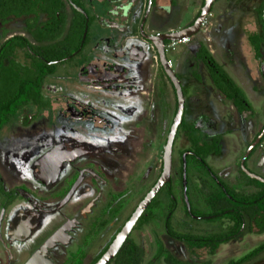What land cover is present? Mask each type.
Listing matches in <instances>:
<instances>
[{
  "label": "flooded vegetation",
  "instance_id": "af4514ba",
  "mask_svg": "<svg viewBox=\"0 0 264 264\" xmlns=\"http://www.w3.org/2000/svg\"><path fill=\"white\" fill-rule=\"evenodd\" d=\"M167 1L160 4V0H11L12 15L7 21L0 18V52L9 43L7 55L3 58L0 55L8 69L0 73V93L9 91V106H16L15 116L5 124L0 122V264H98L157 183L159 177L150 188H145V193L143 185H139L135 195L126 188L118 190L116 184L106 181L103 175L110 171L109 161L113 155L117 154V158L127 156L134 140L124 134L114 145V140H109L106 148H94L91 141L95 137L111 136L116 128L125 123L131 124L124 125L126 129L130 128L129 132L140 126L137 121L142 102L139 88L145 76L153 80L155 65L163 70L175 96L174 86L161 66L154 44L146 39V36L158 37L174 29V15L181 6V0ZM258 4L259 1L256 6ZM200 12L191 24L182 29L192 26ZM17 14H22V17ZM77 14L87 17L80 47L75 49L77 43L74 40L75 36L78 38V30L74 20ZM99 14L104 15L90 22L89 15ZM237 24L236 29L241 30L242 26ZM256 24L261 29L258 20ZM235 27L231 25L232 33ZM221 30L222 26L218 25V32ZM223 31L230 34V30ZM255 33L260 31L247 35L251 48L249 36ZM197 35L189 38L190 54L183 63L179 61L177 67L184 71V66H187L186 71L197 85L207 83L205 87L214 90L224 107H229L239 122H247L244 115L253 112L252 105L246 111H239L232 101L224 98L216 89L209 73V68L217 74L223 69L239 83L228 70L236 62L233 60L235 53L231 50V40L221 37V41L226 43L227 62L222 64L213 56L215 63H211L209 59L199 58L201 44H208L203 40L196 41ZM261 54V58L255 55V59L259 62V73L264 84V49H261ZM172 57L173 51L166 53L168 61ZM202 69L207 74L206 82ZM176 74L185 96L183 119L193 125L194 130L184 132L179 126L173 147L171 183L175 175H180V169L183 171L184 155L187 177V158L195 156L190 150L192 133L199 136L202 145L207 141L216 142L220 137L218 143L222 151L219 155L210 154L209 163L210 159L223 155L225 132L228 131L225 124L231 125L234 121V117L217 120L210 109L209 113L201 111L189 118V91L195 87L190 89L185 83L187 77L178 72ZM65 84L82 86L79 95L64 92ZM110 93L115 95L114 102ZM99 104L102 110L98 108ZM146 107L159 114L158 109L147 104ZM173 115L171 127L176 113L173 112ZM263 129L264 125L250 141L241 130V148L244 151L236 153V159H239L233 161V165L217 169L209 163L216 173L213 178L218 181L219 188L211 184L210 187L215 188L214 194L220 202H228L234 207L229 212L236 218L238 212L235 207L239 200L233 199L229 192L262 190L260 186L248 182V178L264 187V182L248 174L264 179V150L260 149L264 137L245 159V170L242 167L244 156ZM37 130L43 132L36 135ZM62 130L71 132V136L62 138ZM79 132L81 134L78 136ZM180 137L187 142L183 149L178 148ZM80 160L86 161V165L80 166ZM177 160L178 165L174 164ZM85 187L89 201L84 207L81 203L82 209L74 208V200ZM199 187L207 191V185L201 181ZM180 191L183 198V185ZM223 195L227 200H223ZM137 196L139 199L135 200ZM187 196L189 199L188 186ZM79 199L77 202H80ZM189 203L190 212L186 204L184 209L183 202L171 208L165 220L170 224H164V231H160L156 224L142 227L141 221L147 208L107 264H123L121 254L129 249L133 250L130 258L138 264H165L157 256L159 242L173 261L181 264H213L211 259L207 260L204 256H216L222 245L233 243L240 244L243 257L257 247L250 250L251 242L245 241L248 234H264L259 233V228L248 218L244 219L241 228L237 230L234 226L230 230L227 218H221L218 213L202 215L190 200ZM248 204L242 203L243 206ZM178 212H183V215L178 217ZM225 213L228 215V211ZM212 221L214 223H209ZM210 226L217 229L212 230ZM145 232L148 238L144 236ZM191 241L193 247L189 246ZM218 242L219 248L211 254L210 246ZM204 243L207 246H201ZM263 254L243 264H250ZM241 257H233L225 264Z\"/></svg>",
  "mask_w": 264,
  "mask_h": 264
},
{
  "label": "rangeland",
  "instance_id": "374dc122",
  "mask_svg": "<svg viewBox=\"0 0 264 264\" xmlns=\"http://www.w3.org/2000/svg\"><path fill=\"white\" fill-rule=\"evenodd\" d=\"M189 1L190 0L180 1L181 6L174 15V25L178 28L173 31L181 30L199 14L200 8L197 9L198 13L194 15V10L196 8L193 6V3L190 5L189 3L191 2ZM258 1L259 0H219L212 8L213 10L211 15L207 17L204 25H202L200 34L197 35L198 38L196 40H203L210 45L213 49L215 59L222 64L227 62V57L225 55L226 48L224 46L226 43L221 41V39L223 38L225 40L227 38L231 40V50L235 53L233 60L236 62L234 65H230L232 69L228 70L231 71V75H233L235 79L237 78V81L240 83L238 84L243 87L244 91H246L252 105L253 112L246 113L244 115V117L247 118L245 120H248L247 122H239V119L235 115H232L230 108L224 107L220 98L214 93V90H208L205 87L207 83L202 86L199 84L197 85V82L191 78L189 76V72L186 71L187 66H184V71L180 68V66L177 67L179 61L183 63L185 58L189 56V50H191L189 47L190 43L187 42L177 44L173 50L174 58H171L174 71L184 77H187L185 79V83L190 89L195 87L193 91H189V97L191 98L190 104L188 105L189 113H191L188 116L189 118H191V116L195 113H199L201 111L209 113L210 110H212L214 117L220 121H224L226 117L227 119L234 117V119H232V121H234L231 125L224 123L225 129L228 131L225 132V150L223 155L219 158H212L209 161V163L217 169L225 167L226 165H233V161L239 159H236V155L238 154L237 152L244 151V149L241 148V130L244 133L243 135H245L250 141L264 125V84L259 73V62L255 59L254 51L249 46L247 40L248 34L260 31L258 24H256L257 19H255L254 13V6L257 5ZM200 3L201 2H199V7ZM236 23H238L237 26H242L241 30L236 29L238 28L235 27ZM218 25L222 26V30L220 32H218ZM231 25L235 27L236 32L234 31L232 33V29H230ZM223 30H230V34H226ZM224 33L226 35H224ZM192 42L193 46H196V43L194 41ZM178 56L179 58L177 59ZM155 68V77L153 80L151 81L148 79L149 77L146 78L145 76V80H142L139 88V96L142 102L141 107L139 108L140 110L137 114V121L140 122V126L129 132L130 128L126 129L124 125L131 126V124L125 123L120 125L119 128H116L114 134L111 136L105 135L95 137L94 141H91L94 148H106L109 140H114L112 144L114 145V143H117V140L124 134L131 136V140H134V142L130 153H128L127 156L124 155L119 158H117V154H114V157L109 161L111 169L107 172L105 170L104 172H106V174L103 176L106 181L115 183L118 190L126 188L130 190L133 195L136 194L137 190L135 189L139 185H143V193H145V190L150 188L162 173L164 147L166 145L167 137L173 121V112L176 110L175 102L177 100L173 95L172 89L163 73V70L157 65H155ZM234 72L236 75H234ZM201 73L205 76L206 82V71L202 69ZM191 84L192 86H190ZM65 85L66 89L64 92L67 94H74V96H78L80 90L82 89V86L79 84ZM98 95L104 94L99 93ZM109 96L114 102L115 95L110 93ZM146 104L148 107L152 106L153 109H158L159 114L157 115L156 113L150 111V109L146 107ZM98 108L102 110V106H100V104L98 105ZM63 131L64 130H62V138L71 136V132ZM82 131L83 130H81V133L85 136V132ZM41 132L43 131L37 130L36 135ZM81 133L79 132L78 136ZM180 138L181 139L178 140V148L183 149L186 147L187 142L184 137ZM260 149L264 150V143ZM177 158L179 159V157ZM174 164L178 165L179 160L175 161ZM79 165H86V161L80 160ZM173 179L176 187L175 190L178 194H180V178L178 175H175ZM88 181L89 179L86 181V184H88ZM81 192L82 193L79 194L76 200H74V208L79 207V209H82L85 206V203L89 201V197L86 195L88 189L85 187V190ZM134 198L137 200L139 199V196ZM178 198L180 202L179 205H181L182 198L181 196H178ZM78 199L80 202H77ZM81 203L83 207H81ZM182 215L183 212H178V217H181ZM159 230L164 231L163 228ZM254 232L256 233V231ZM144 236L148 238L147 232H145ZM245 241L251 242L249 247L251 250L264 242V234H248ZM240 247V244H225L219 248L216 256L207 257V255L204 254V258L207 260L211 259L213 264H225L233 257H241L242 253L240 251ZM263 263L264 254L250 264Z\"/></svg>",
  "mask_w": 264,
  "mask_h": 264
},
{
  "label": "trees",
  "instance_id": "16d2710c",
  "mask_svg": "<svg viewBox=\"0 0 264 264\" xmlns=\"http://www.w3.org/2000/svg\"><path fill=\"white\" fill-rule=\"evenodd\" d=\"M13 9L11 7V0H0V18L2 20H6L9 15H12ZM263 13H264V0H259L258 6L255 7V16L258 20V23L260 24V33H255L249 36V41L252 46V48L255 51V55L257 58H261V49H264V19H263ZM104 14L99 15H89L90 22L96 21L99 17H103ZM17 16L22 17V14H17ZM7 21V20H6ZM5 21V22H6ZM75 27H77L78 30V38L75 36L76 41V47L75 49H78L80 47V41L82 39L83 31L86 25V18L85 16L81 14H77L75 17ZM9 46V43L4 45L2 47V50L0 52V55H2V58L5 57L6 49ZM199 58L203 60H210L211 63H215V59L207 46L205 44H201L200 51H199ZM205 56V57H204ZM7 67L5 66V63L2 61L0 56V73H5L7 71ZM209 73L214 81V85L216 89L221 93V95L232 101L239 111H246L247 109L251 108V104L248 100L247 94L243 90V88L238 85V83L223 69H221L220 73H215V70L209 68ZM4 81L6 82L7 79L4 78ZM4 85H8L5 83ZM11 87V86H9ZM11 93L7 90L0 93V122L2 124L7 123L10 121L16 114V106L12 108L11 106ZM176 97V95H175ZM20 101L18 105L21 103ZM176 110H177V101L175 102ZM175 110V112H176ZM182 131L187 132V130H194V126L190 125L187 120L184 118L183 122L181 124ZM180 126V127H181ZM191 132H188L190 134ZM199 137V136H198ZM196 136L195 133H192L191 137V148L190 150L195 153V156H189L187 158V186H188V195L189 200L195 208H197L199 211H201L202 215L204 214H219L221 218H227L229 222L228 229H232L235 226V229H239L242 227V223L245 218H248L249 220L253 221L256 228H259V233H264V187H262L257 181L248 178V182L253 183L257 186L261 187V191L256 190L255 192L248 190V191H231L229 192L232 194L231 196L234 198H237L239 200V203L237 205V218L233 217L234 215L231 214L230 209L233 207L228 202H220L218 198H216L214 192L215 188L210 187L213 185L214 187H217V180L213 178V176H216L214 170L210 167L208 163V156L210 154H216L219 155L222 151V147L218 143L220 141V137H217L216 142H205L204 145L201 144L200 139ZM264 142V138L261 143ZM260 143V144H261ZM183 167V166H182ZM161 175V174H160ZM160 177V176H159ZM182 177H183V171L180 169V175H179V184H182ZM199 181L201 183H205L207 185L206 190L199 187ZM173 184V188H172ZM211 184V185H210ZM176 187L174 182L171 184H166L161 191L156 195V197L153 199L151 204L149 205L146 214L143 215L142 218V227L149 225V224H156L158 226V229H162L164 224L169 225V222H166V217L168 215V212L171 211V208L174 207L176 204L180 203L178 196H181L180 194L176 192ZM210 189V190H209ZM175 190V191H173ZM209 190V191H208ZM207 193V194H204ZM182 197V196H181ZM223 200H227V197L223 195ZM205 201V202H203ZM183 207L185 209V202L184 197L182 198ZM203 202V203H201ZM249 202L248 205H242V203ZM166 207L167 212H166ZM234 208V207H233ZM186 210V209H185ZM206 210V211H205ZM228 211V215L225 213ZM227 215V216H226ZM220 216H218L220 218ZM233 217V218H232ZM214 223V221L209 222ZM231 223H233V226H231ZM210 229L215 230L217 228L210 226ZM220 230L225 231L224 228H221ZM191 247L194 246V243L191 241L189 243ZM199 246V244L197 245ZM201 246H207L205 243ZM220 242L215 244L214 246H210L209 250L211 254H214L216 250L219 248ZM158 253L157 256L162 259L165 264H181L180 262H176L172 260V256L168 251L164 249V246L162 243H158ZM132 249L126 250L122 255L123 264H138L135 262L131 257ZM262 252H264V243H261L258 245L255 249L251 250L248 254L241 257L238 260L231 261L228 264H243L247 261H249L252 258L258 257Z\"/></svg>",
  "mask_w": 264,
  "mask_h": 264
},
{
  "label": "water",
  "instance_id": "95a60500",
  "mask_svg": "<svg viewBox=\"0 0 264 264\" xmlns=\"http://www.w3.org/2000/svg\"><path fill=\"white\" fill-rule=\"evenodd\" d=\"M217 0H204V6L201 9L200 15L198 16L195 23L187 28L173 31L168 34H163L162 36L158 37H148L146 36V39L151 41L159 56H160V62L161 66L164 69L165 74L167 75L168 79L171 81V83L174 86L175 89V95L177 100V110L176 115L174 118L173 125L171 127L170 133L167 138L166 145L164 147V154H163V168L162 173L157 181V183L154 185V187L150 190V192L146 195V197L143 199V201L140 203L138 208L136 209L135 213L133 214L132 218L127 222L126 226L123 228L121 233L117 236L116 240L112 244L110 250L104 255V257L101 259V261L98 264H107L118 252L123 242L128 237L129 233L131 232L133 226L136 224V222L139 220V218L144 214L146 209L149 207L153 199L156 197V195L160 192V190L166 185L171 183L172 181V172H173V147L174 142L176 139V135L179 129V126L182 123L183 116L185 113V96L182 90L181 81L178 78L176 72L170 67L169 61L166 58V42H176L178 40H182L183 38H191L196 36L200 30L202 25L204 24V21L207 19V17L211 14L212 6ZM87 17V15H85ZM263 19H264V13H263ZM87 32V29H86ZM262 69L264 71V66H262ZM264 137V129L261 132L260 136L256 139V142L251 146L247 152V154L244 156L242 160V167L245 170L244 167V161L248 157V155L251 153L252 149L260 142V140ZM186 155L183 156L184 163H183V197L184 202L186 204L187 210L190 212V203L187 196V177H186ZM249 176L252 178L259 180L261 182H264V179L248 173Z\"/></svg>",
  "mask_w": 264,
  "mask_h": 264
},
{
  "label": "crops",
  "instance_id": "0c3cea01",
  "mask_svg": "<svg viewBox=\"0 0 264 264\" xmlns=\"http://www.w3.org/2000/svg\"><path fill=\"white\" fill-rule=\"evenodd\" d=\"M160 1L162 2V3L160 2V4H163V3H166V2L168 3L167 0H160ZM189 2H191V3H189L190 5L193 3V6H195V8H196V9L194 10V15L198 13V10H197L198 8H200V11H201V6L203 5V0H193V1L190 0ZM199 2H201V3H200V7H199ZM200 11H199V12H200ZM210 15H211V14H210ZM210 15H209V16H210ZM195 17H196V16H195ZM195 17H194V18H195ZM194 18H193V20H194ZM193 20H192L191 22H193ZM191 22H190L189 24H191ZM189 24H188V25H189ZM179 27H180V26H179ZM176 28H178V27H175V25H174V29H172V32H173V30H175ZM170 32H171V31H170ZM174 32H175V31H174ZM207 46H208L207 48L209 49V51L211 52V54L214 56V52H213V49L211 48V46H210V45H207ZM240 86H241V85H240ZM241 87H242V86H241ZM242 88H243V87H242Z\"/></svg>",
  "mask_w": 264,
  "mask_h": 264
},
{
  "label": "built area",
  "instance_id": "2783aa9c",
  "mask_svg": "<svg viewBox=\"0 0 264 264\" xmlns=\"http://www.w3.org/2000/svg\"><path fill=\"white\" fill-rule=\"evenodd\" d=\"M205 21H204V23H205ZM189 40H190L189 38H183L182 40H178L176 42H169V44H167V46H166V50H165L166 53H169V52L173 51L174 50V47L177 44L187 43V42H189ZM169 65H170V67H172V60H170V59H169Z\"/></svg>",
  "mask_w": 264,
  "mask_h": 264
}]
</instances>
